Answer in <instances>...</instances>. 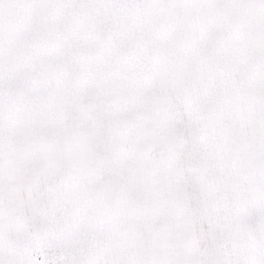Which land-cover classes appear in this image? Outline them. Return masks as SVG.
<instances>
[{
    "label": "snow or ice",
    "instance_id": "1",
    "mask_svg": "<svg viewBox=\"0 0 264 264\" xmlns=\"http://www.w3.org/2000/svg\"><path fill=\"white\" fill-rule=\"evenodd\" d=\"M0 264H264V0H0Z\"/></svg>",
    "mask_w": 264,
    "mask_h": 264
}]
</instances>
